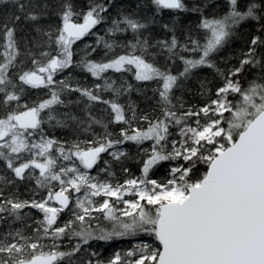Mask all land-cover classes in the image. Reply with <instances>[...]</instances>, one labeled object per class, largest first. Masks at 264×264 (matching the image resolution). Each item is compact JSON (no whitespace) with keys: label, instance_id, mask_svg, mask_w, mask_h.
<instances>
[{"label":"snow or ice","instance_id":"snow-or-ice-1","mask_svg":"<svg viewBox=\"0 0 264 264\" xmlns=\"http://www.w3.org/2000/svg\"><path fill=\"white\" fill-rule=\"evenodd\" d=\"M225 2L223 14L208 16L205 9L212 6L211 0H192L191 7L185 0H149L154 6L151 19L120 11L110 18L104 35H99L94 30L108 22L112 0H87L81 6L75 0H62L55 13L59 24L49 25L47 30L40 21L48 14V0H0V8L11 5V17L7 11L0 15V160L16 179L35 180L36 189L46 192L39 200H21L13 193L5 196L0 188V221L10 217L12 223H24L29 216L25 209L42 214L32 235H25L23 228L0 234V264H59L66 258L68 264H76L72 257L89 241L142 235L151 242L141 239L106 260L93 251L79 264H264V75L247 87L235 79L245 66H259L264 72V53L257 57L264 37L253 35L239 66L226 75L211 59L244 22H256L257 31L264 32V0ZM165 10L199 14L197 28L204 33L203 42L188 30L181 43L173 20L160 25L171 36L150 43L143 33L150 24L158 23L156 17ZM22 20L34 25L37 36L47 37L43 42L47 50L39 58L28 52L32 67L27 69L19 60L17 26L23 27ZM128 32L131 39L116 38ZM90 35L96 36L95 44L74 49ZM32 45L40 46L36 38ZM98 48L103 49V58L94 60L91 56ZM153 48L158 51H151ZM80 51L83 54L74 61ZM164 52L166 62L179 59L183 69L174 74L169 67L158 66L155 58ZM73 66L103 83L87 88L74 85L70 77L54 79ZM199 67L216 70L222 86L216 89L215 98L198 109L184 110L176 97L177 108L174 90L182 88L183 81ZM109 71L121 76L130 72L137 82H156L153 91L159 95L160 115H138L134 104H121L119 97L130 93L133 85L126 80L118 84L106 75ZM24 86L47 89V98L21 104ZM200 88L204 95V82ZM71 92L89 102L84 118L55 110L66 106L62 94ZM102 92H111L112 97L104 99ZM230 95L238 99H229ZM92 103L107 106L111 117L107 123L92 114ZM69 121L92 138L61 142L42 127H68ZM137 121L147 126L141 127ZM110 124L126 127L114 138L108 130ZM94 126L103 131L95 132ZM173 128L177 138H172ZM125 142L138 146L139 176H132L126 167L122 170L129 178L122 183L90 175L95 166L112 177L111 162L103 160L105 167H99V162L102 154L110 155L112 162L126 158L128 152L120 148ZM145 142L149 147H143ZM162 162L176 163L170 164L166 177L152 178L150 173ZM198 165L205 170L194 178ZM0 182L12 185L15 181L0 176ZM73 193H82L75 196L74 203ZM129 196L132 198H126ZM100 197L102 201L97 199ZM65 210L71 217L61 225L59 218ZM100 217L110 228L99 223L93 226ZM64 237L78 238V242L69 251H61L56 242ZM48 238L51 245L43 242Z\"/></svg>","mask_w":264,"mask_h":264},{"label":"trees","instance_id":"trees-1","mask_svg":"<svg viewBox=\"0 0 264 264\" xmlns=\"http://www.w3.org/2000/svg\"><path fill=\"white\" fill-rule=\"evenodd\" d=\"M41 3L44 0H40ZM62 0H48L50 7L47 9V15L41 17L40 24L44 28V30L48 29V26L51 25L53 28L59 24V18L55 15V13L59 10V5ZM78 6L84 5L87 0H75ZM186 3L191 7L192 0H185ZM137 4L141 6L137 8ZM212 6L205 9V15H220L223 14L227 10V5L225 0H211ZM7 11L8 17H11V5H8L7 9L0 8V15ZM123 11L126 13H134L136 16L140 17L142 20L145 18H152L154 12V6L149 3V0H112V4L109 6V20L107 23H102L95 28V32L99 35H104V30L108 27L110 23V18L112 16H116L118 12ZM156 19L158 23L150 24L148 29L144 31V35L149 36L150 43H154L159 39H168L171 36L170 32H166L160 25L163 23H170L175 20L176 22V36L180 40L181 43L185 42L186 32L190 30L191 35L193 37L200 38L203 42L204 33L200 29L197 28V24L199 23L200 16L199 14L191 13V12H180L178 10H165L162 15L157 16ZM20 24L23 27L17 26V39L19 42L20 48V57L19 60L24 61L23 67L25 69L31 68V58L28 56V52L31 51L33 54L39 58V53L47 50L44 46L43 42L47 39L42 35L37 36V33L33 31L34 25L32 23L21 21ZM259 25L256 22H244L242 26L238 28L236 33L229 37V39L225 42V44L212 55L211 59L216 64L217 68L224 72L226 75L227 72L239 66V62L242 59V53L246 52L250 39L253 35H260L264 37V32H258ZM36 38L39 45L38 47H33L32 41ZM117 39L119 40H128L132 38V33H124L122 35L118 34ZM96 36L90 35L83 38L82 41H78L74 45L75 50H83L86 44H95ZM91 51V49H89ZM120 49H117V52H120ZM151 51L156 52L158 49L153 48ZM262 53H264V47H260L257 50V57H259ZM82 51L79 54L74 56V61H78L80 59V55H82ZM182 55H189V53H181ZM166 52L156 56L155 61L162 69L169 67L171 71L175 74L183 69V65L179 59L175 60V63L172 61H165ZM94 60H100L103 58V49L98 48L95 53L91 56ZM151 59V57H149ZM198 58V57H197ZM19 63V61H18ZM20 69H13L12 72H17ZM107 76L112 77L119 84L121 80H126L128 83L133 85V90L130 93L122 95L119 97V102L125 106L129 104H134L137 108L138 115H143L147 113L151 118H155L160 115V108L157 104L159 100V95L157 92L153 90L158 86L156 82H137L133 79L132 73H124L123 76L119 73H113L109 71ZM264 75V72L261 71L259 66H245L243 72L235 77V79L239 80L242 87H247L249 82L253 79H257L259 82V77ZM71 78V82L75 85L78 84L81 87L93 88V86L97 83L102 84V80H98L92 77L89 73L85 72L81 68L78 67H70L69 69H65L63 72L58 73L54 79L59 81L65 78ZM15 80L16 77L13 76ZM18 82V81H17ZM201 82H204L206 85L207 91L204 95H201L202 89L200 88ZM223 79L214 69H210L207 67H199L192 70L190 77L183 81V87L177 88L173 92V103L176 104L177 108H179V103L176 100V97H179L183 102L184 110L189 107L194 109H198L208 102L209 98H215V91L218 87L222 86ZM25 87V92L21 97V104L27 103L31 105L34 101H39L40 99L47 98L48 90L41 89H31L28 86ZM101 95L104 99H110L112 97L111 92H102ZM62 99L65 100L66 106H56L55 110L58 113L70 112L81 118L85 116V108L89 105V102L86 98L81 97L79 93L71 92L62 94ZM229 99H238L236 96H229ZM71 102V103H69ZM90 109L93 115H95L98 119H101L105 123L109 121L111 118L109 115L110 110L107 109L106 105L99 103H92L90 105ZM131 113H129V116ZM227 115V114H226ZM203 122V120H202ZM68 127H50L49 124L42 125L45 133L54 137L61 142L71 143L73 140H76L77 137L81 140L91 139V135L88 133H84L79 130L76 125L69 121ZM139 126L146 127V123L142 121H137ZM126 127V125L122 124H110L108 130L114 134V138H116L119 134L120 128ZM95 132H102L103 129L99 126H94L93 129ZM177 130L175 128L172 129L174 133L172 138H177L175 132ZM143 147H149V143L145 142ZM120 148L128 152V156L122 159L120 162H112L111 167L114 169V174H120L121 179L124 180L129 178L126 173L123 172V168H128L129 172L132 176L140 175V167H141V155L139 154L138 146L132 142H125V144L121 145ZM176 162H162L161 165L157 166L151 173L152 178L161 179L167 176L168 169L170 164L174 165ZM205 170L204 165H198L197 169L194 173L195 176H198L201 172ZM36 175H38V170H36ZM0 176H3L7 179L14 180V184L12 185H4L0 182V188L4 189V195L7 196L10 193L15 194L21 200H30L37 199L39 200L42 196L46 195L44 190H37L35 185V180H30L25 178L24 180H18L14 177L5 162L0 160ZM25 212L29 214L26 217L24 223L19 221L12 223V218H7L4 221H0V234L9 231L14 228H23L25 230V235H32L33 229L37 226L35 221L42 218V214L39 213L35 209H25ZM71 217V212L69 210H65L64 213L61 214L59 218V224H63L64 221L68 220ZM101 219V218H100ZM147 239H150L147 237ZM126 240L113 239L110 241H99L92 240L89 241V245L82 246L81 252L74 255L72 260L79 264L81 258L87 259L91 252H96L99 254L100 258L107 259L111 257L117 250L119 251L120 247L123 246ZM47 245H51L53 241L48 238L43 241ZM78 242V238L64 237L62 240L57 241L56 243L59 245V250L61 251H69L75 244ZM120 244V246H118ZM86 249V250H85ZM59 264H68L67 258Z\"/></svg>","mask_w":264,"mask_h":264},{"label":"rangeland","instance_id":"rangeland-1","mask_svg":"<svg viewBox=\"0 0 264 264\" xmlns=\"http://www.w3.org/2000/svg\"><path fill=\"white\" fill-rule=\"evenodd\" d=\"M36 102V101H34ZM45 125V124H44ZM38 139V137H37ZM26 157L29 155L27 153L24 154ZM55 155V153H54ZM111 156L108 155V154H102V160L99 162V167H105V165L103 164V160H110ZM65 164H67L68 162H63ZM78 163V162H77ZM113 168L111 167V171L113 172ZM89 173L90 175H93V176H97L98 175V178L101 179V180H111L112 183H117V182H120L122 183L124 180H122L120 177L121 175L120 174H114L112 177H108V175L104 172H98V167H95L91 170H89ZM139 176V175H137ZM76 195H82V193L80 194H76V193H73V203H74V199H75V196ZM126 198H132V197H126ZM98 200L102 201L103 197H100V198H97ZM122 207V205H120ZM101 219L99 220H94L92 223H93V226H95L96 223H99L101 227H106V228H110V224H108V222L104 221L102 217H100ZM42 219V218H41ZM122 240H126L124 241V243H122L123 246L120 247L119 251H125L127 250L128 248L132 247V245L134 243H137L139 242V240L143 239L145 240L146 242H151L150 239H147L146 236H140V237H137V238H121ZM118 246H120V244H118ZM118 251V250H117Z\"/></svg>","mask_w":264,"mask_h":264}]
</instances>
